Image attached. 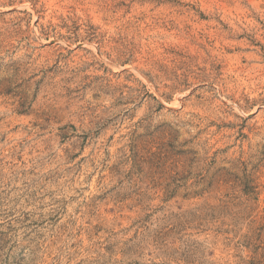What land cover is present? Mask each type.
<instances>
[{
	"label": "rangeland",
	"instance_id": "obj_1",
	"mask_svg": "<svg viewBox=\"0 0 264 264\" xmlns=\"http://www.w3.org/2000/svg\"><path fill=\"white\" fill-rule=\"evenodd\" d=\"M0 264H264V0H0Z\"/></svg>",
	"mask_w": 264,
	"mask_h": 264
}]
</instances>
